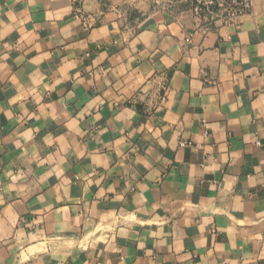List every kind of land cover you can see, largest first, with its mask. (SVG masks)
Instances as JSON below:
<instances>
[{"label": "crops", "instance_id": "crops-1", "mask_svg": "<svg viewBox=\"0 0 264 264\" xmlns=\"http://www.w3.org/2000/svg\"><path fill=\"white\" fill-rule=\"evenodd\" d=\"M137 1L0 0V264H264V0Z\"/></svg>", "mask_w": 264, "mask_h": 264}, {"label": "rangeland", "instance_id": "rangeland-1", "mask_svg": "<svg viewBox=\"0 0 264 264\" xmlns=\"http://www.w3.org/2000/svg\"><path fill=\"white\" fill-rule=\"evenodd\" d=\"M140 1V0H138ZM137 1V2H138ZM145 2H149V7L152 12H160L162 9H168L172 11L175 15L187 14L191 13L197 23L202 27H213L217 24L229 25L234 24L233 22H224L221 20H211L209 14H204L200 12V8L202 7L200 2L202 0H143ZM171 6L172 8H169ZM203 8V7H202ZM198 9V10H197ZM69 247L73 248L74 243L68 242Z\"/></svg>", "mask_w": 264, "mask_h": 264}, {"label": "built area", "instance_id": "built-area-1", "mask_svg": "<svg viewBox=\"0 0 264 264\" xmlns=\"http://www.w3.org/2000/svg\"><path fill=\"white\" fill-rule=\"evenodd\" d=\"M75 1L77 2L78 0ZM200 4L203 7L199 9L200 12L212 15L210 16L211 20L235 23L239 17L250 10L252 0H202ZM185 144L182 143V146Z\"/></svg>", "mask_w": 264, "mask_h": 264}]
</instances>
